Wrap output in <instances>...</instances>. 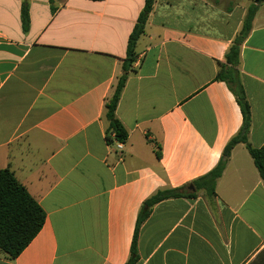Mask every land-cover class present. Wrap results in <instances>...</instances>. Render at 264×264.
Listing matches in <instances>:
<instances>
[{"label": "crops", "instance_id": "crops-1", "mask_svg": "<svg viewBox=\"0 0 264 264\" xmlns=\"http://www.w3.org/2000/svg\"><path fill=\"white\" fill-rule=\"evenodd\" d=\"M0 0V170L46 213L15 259L0 264H127L139 212L159 190L213 170L243 115L219 63L253 0H155L107 141L106 104L123 73L145 0ZM54 7V10H53ZM248 141L264 146V3L241 47ZM159 154L160 156H158ZM195 188V187H194ZM135 264H264V182L247 146L231 152L216 195L157 204Z\"/></svg>", "mask_w": 264, "mask_h": 264}, {"label": "trees", "instance_id": "trees-1", "mask_svg": "<svg viewBox=\"0 0 264 264\" xmlns=\"http://www.w3.org/2000/svg\"><path fill=\"white\" fill-rule=\"evenodd\" d=\"M50 3L53 5V0H50ZM154 3L155 0H145V6L128 40L127 54L123 60L122 66L123 73L118 80L113 97L106 104L105 117L109 122L107 141L110 144L114 142L113 138L124 142L128 138V132L118 120L116 110L127 79L130 73L134 72L133 66L137 59V43L145 32V26L153 10ZM262 3H264V0H253L248 7L242 29L227 51L224 62L219 63V69L215 78V81H221L227 84L240 107L243 115V124L239 133L227 144L217 166L208 174L198 178L190 184L195 187V192L188 191L187 187L165 189L157 191L150 198L145 200L137 219L131 246V256L127 264H135L139 259V232L142 225L150 217L153 208L162 201L180 197L192 198L196 197L201 192L208 198L214 197L216 195L218 180L222 177L227 167L232 150L239 143H244L247 146L249 154L264 182V146L260 149H255L248 141L251 127V112L239 71L241 47L252 30L253 20ZM29 22V0H24L22 7V23L25 32L29 28ZM157 155L160 156L159 154ZM45 221L46 213L28 193L26 188L18 182L14 173L9 168L0 170V250L6 254L9 259L17 258L38 235Z\"/></svg>", "mask_w": 264, "mask_h": 264}, {"label": "built area", "instance_id": "built-area-1", "mask_svg": "<svg viewBox=\"0 0 264 264\" xmlns=\"http://www.w3.org/2000/svg\"><path fill=\"white\" fill-rule=\"evenodd\" d=\"M114 143L116 145V148L119 150V151H122L124 149V141H118L116 139H114Z\"/></svg>", "mask_w": 264, "mask_h": 264}, {"label": "water", "instance_id": "water-1", "mask_svg": "<svg viewBox=\"0 0 264 264\" xmlns=\"http://www.w3.org/2000/svg\"><path fill=\"white\" fill-rule=\"evenodd\" d=\"M190 189H191V190H193V191H195V188H194V186H190Z\"/></svg>", "mask_w": 264, "mask_h": 264}]
</instances>
